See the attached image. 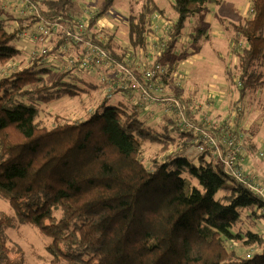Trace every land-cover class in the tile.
I'll use <instances>...</instances> for the list:
<instances>
[{
  "label": "trees",
  "instance_id": "trees-1",
  "mask_svg": "<svg viewBox=\"0 0 264 264\" xmlns=\"http://www.w3.org/2000/svg\"><path fill=\"white\" fill-rule=\"evenodd\" d=\"M25 2L41 15L32 10L15 25L0 9V198L12 208L0 209V264H31L11 236L25 225L37 228L49 241L44 264H264V235L257 226L264 221L262 197L229 175L210 151H200L194 130L179 125L175 115L165 113L162 126H157L141 117L139 108L111 104L105 96L82 118L48 122L49 103L90 96L100 86L82 78L85 71L78 66L64 67L57 76L55 65L39 66L61 48L62 40L45 55L36 51V56L32 53L29 60L16 63L22 50L14 40L42 17L71 19L74 0ZM210 2L222 0H174L178 19L161 33L160 58L173 52L188 18L206 13ZM113 3L104 0L101 11L89 18L85 36L111 51L140 82L145 81V71L160 65L161 79H152L153 84L182 99L180 87L175 93L167 91L174 69L165 73L154 59L145 70L146 64L132 68L125 59L128 50L118 52L113 40L101 39L98 19ZM158 10L162 11L155 0H146L141 12L131 14L134 49L145 46ZM251 12L235 26L239 65L236 71L226 69L229 83L239 92L238 101L247 92L258 95L264 86V0H252ZM121 74L129 86L116 91L133 88L134 80ZM182 100L191 121L212 130L225 127L210 116L198 122L196 107ZM242 137L248 152L255 153L250 138ZM148 142L161 147L144 160ZM238 246L249 252L239 253Z\"/></svg>",
  "mask_w": 264,
  "mask_h": 264
},
{
  "label": "rangeland",
  "instance_id": "rangeland-1",
  "mask_svg": "<svg viewBox=\"0 0 264 264\" xmlns=\"http://www.w3.org/2000/svg\"><path fill=\"white\" fill-rule=\"evenodd\" d=\"M145 1L114 0L113 5L98 19V25L103 26V33H100L101 39L113 40L112 44L118 52L128 50V56L125 59H129L127 61L132 68H139L138 64L144 67L143 65L146 64L143 68L145 70L153 65L150 59H154V61L158 60L156 63L164 67L165 73L174 69L173 74L175 75L168 78L167 91L175 93L180 87L182 99L190 101L191 105L196 107L194 117L198 122H206L204 117L210 116V120L217 126L224 125L233 134H236V130H240L242 133L240 135L244 134L245 137L250 138L256 150L255 153L247 152L243 161V170H253L258 175L264 176V157L260 156L261 152L264 153V86L257 91L258 95L247 92L245 97L238 101L239 92L233 88L226 76L228 67L236 71L239 65V56L233 45L237 36L235 26L251 16L252 0H222L220 4L210 2L206 13L204 11L188 18L177 46L165 58H160L162 44L160 36L166 25L171 26L178 19V14L174 9V0H155L162 11L158 10L153 13V22L147 33L145 46L134 49L129 37L130 16L132 13L141 12ZM27 3L24 0H0V9L5 11V15H10L12 17L10 22L16 25L17 20L29 17L33 13L32 10L36 12V6L34 5L31 9ZM103 3L104 0H74L70 11L71 19L75 22H87L90 17L101 11ZM203 28H207L206 31H202ZM31 29L27 28L26 31ZM14 44L22 50L16 63L24 58L27 61L35 50L39 52L42 50L41 42L31 40L28 34L24 33L14 40ZM71 47L80 51V54H75L76 56L84 53L82 45L72 43ZM62 54L60 48L55 49L40 62L39 66L45 67L53 64L55 65L53 74L59 75L69 63V58L74 57L62 56ZM110 70L111 68L103 70L98 65H93L90 70H86L82 78L97 83L100 86L99 90L90 96L62 98L57 102L49 103L45 109L48 122L53 124L57 117L60 120L71 121L82 118L96 106V103L105 96H110L111 104L121 103L129 107L135 106L139 108L141 117L147 116L148 122L155 124L154 119L145 113V109L138 107L136 89L116 91L117 87H123L118 83L122 71L114 69L116 72L109 73ZM65 80L68 81L71 78L65 76ZM128 86L126 84V87ZM236 101H238L236 109L239 107V112L234 109ZM161 124L162 122L157 126H162ZM160 147V143H146L144 160L154 156ZM194 152L196 149H192L190 154L194 155ZM0 209L7 212L12 211L9 202L1 198ZM257 226L264 235V221L259 222ZM11 236L13 242L19 243L24 248L31 264L45 263V248L49 241L37 228L25 225L18 230L11 231ZM238 250L241 254L249 252L246 247L242 246H238ZM16 257L17 255L13 254V258Z\"/></svg>",
  "mask_w": 264,
  "mask_h": 264
},
{
  "label": "built area",
  "instance_id": "built-area-1",
  "mask_svg": "<svg viewBox=\"0 0 264 264\" xmlns=\"http://www.w3.org/2000/svg\"><path fill=\"white\" fill-rule=\"evenodd\" d=\"M36 12L41 15L38 10ZM87 29L88 21L75 22L72 19L62 18L61 16L56 19L42 17L41 21L37 23V26L26 31L25 35L28 34L31 40L42 43L41 52L35 50L33 52L34 56H36L37 52L43 55L48 53L54 45L52 38L56 39V41L62 40L64 47H67L69 43L70 45L72 43L82 45L84 47V53L81 56L69 58V63L66 66L68 70H73L78 66V70L86 71L90 70L93 65H98L104 68L119 69L127 73L134 80L131 84L132 87L140 90L142 102L163 105L164 111L167 114H173L177 117L179 125H182L186 130H194L197 135L194 141L197 145L199 144L198 149L200 151H210L211 157L215 161L222 163L229 175L248 185L264 201V176L258 175L253 170H243V161L248 149L242 135L233 134L227 127H222L220 130H212L203 128L199 124L191 121L188 113L189 107L179 96L164 94V87L162 85L155 86L153 84L152 79L156 77L161 79L159 74L163 70L160 69V65H157V70L151 69L145 71V81L140 82L125 63L113 57L111 51L92 41L89 37H86ZM152 90L156 93H153ZM260 156L264 157V153L261 152Z\"/></svg>",
  "mask_w": 264,
  "mask_h": 264
},
{
  "label": "crops",
  "instance_id": "crops-1",
  "mask_svg": "<svg viewBox=\"0 0 264 264\" xmlns=\"http://www.w3.org/2000/svg\"><path fill=\"white\" fill-rule=\"evenodd\" d=\"M33 41H35V40H33ZM52 42H54V45H55L56 42H58V41H56V39H53L52 38ZM61 47L62 48H60V49L62 50V53H63L62 56L63 55H68L69 57H71V56H74L75 57L76 56L75 55L76 53L80 54V51L79 50H75L74 48H72L71 45H70V43L67 45V47H64L63 44L61 45ZM100 68L104 70L107 67L104 68V67L100 66ZM113 72H116V71H114V69H111L109 73H113ZM116 75H117V73H116ZM118 83H119V86H121V85L125 86L126 84H128V82L125 80V77H124L123 74H122V76L120 78V82H118ZM136 96L138 98L139 105L145 109V113L148 114V116L150 118H153L154 119V121H155L154 123L155 124H158V123L162 122L163 115L166 113L164 111L163 105H159L157 103H150V102H144L143 103L141 101V97H139V94L136 95ZM205 118H207V117H205Z\"/></svg>",
  "mask_w": 264,
  "mask_h": 264
}]
</instances>
